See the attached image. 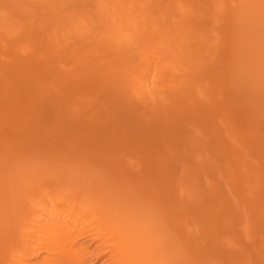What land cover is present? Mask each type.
I'll use <instances>...</instances> for the list:
<instances>
[{"label": "rangeland", "instance_id": "374dc122", "mask_svg": "<svg viewBox=\"0 0 264 264\" xmlns=\"http://www.w3.org/2000/svg\"><path fill=\"white\" fill-rule=\"evenodd\" d=\"M51 187L163 264H264V0H0V264Z\"/></svg>", "mask_w": 264, "mask_h": 264}, {"label": "bare ground", "instance_id": "6f19581e", "mask_svg": "<svg viewBox=\"0 0 264 264\" xmlns=\"http://www.w3.org/2000/svg\"><path fill=\"white\" fill-rule=\"evenodd\" d=\"M119 41L129 43L127 38L124 41L120 37ZM30 49L35 50V44ZM147 60V77L138 87V95L145 99L156 94L151 77L159 64L156 54ZM29 208L7 239L4 264H29L32 256L36 259L34 264H88L87 258L93 254H98V260L104 258L103 264H163L159 257L152 256L157 251L148 242L140 243L145 234H138L122 215L85 204L82 197L73 193L56 187L48 192L42 189L41 197H35V204ZM86 237L95 245L91 252L78 247Z\"/></svg>", "mask_w": 264, "mask_h": 264}]
</instances>
